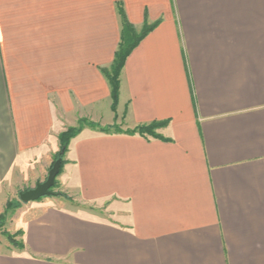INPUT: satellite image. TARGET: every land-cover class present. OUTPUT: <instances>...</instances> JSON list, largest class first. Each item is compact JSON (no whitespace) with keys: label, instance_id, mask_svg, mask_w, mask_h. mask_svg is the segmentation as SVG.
<instances>
[{"label":"crops","instance_id":"1","mask_svg":"<svg viewBox=\"0 0 264 264\" xmlns=\"http://www.w3.org/2000/svg\"><path fill=\"white\" fill-rule=\"evenodd\" d=\"M118 7L156 26L116 115L160 139L85 127L58 177L70 200L35 207L0 264H264V0H0V214L66 128L114 123Z\"/></svg>","mask_w":264,"mask_h":264},{"label":"trees","instance_id":"2","mask_svg":"<svg viewBox=\"0 0 264 264\" xmlns=\"http://www.w3.org/2000/svg\"><path fill=\"white\" fill-rule=\"evenodd\" d=\"M118 15L120 20V39L117 49L114 53L113 61L108 69H101V73L107 84L110 88V98H111V109L115 112L117 102H118V95H119V83H120V74L125 64L126 59L131 54V52L138 46V44L153 30L156 24H147L144 23L140 30H136L126 19L124 11L121 7H118ZM157 126H163L162 123H152L147 125V128H155ZM92 129H98L101 133H110L109 128H102L97 125L87 126ZM145 126L138 127L137 130L132 132H126L128 135L138 134L139 136H151L152 138L160 139L159 136H154L150 131L144 128ZM84 127H78L76 129H69L63 132L58 137L59 142V152L57 154V158L61 159V167L59 170V174L61 173L62 166H63V156L66 153L67 147L69 142L75 138L83 129ZM114 133H121V132H114ZM55 160V161H56ZM55 187V183L54 186ZM18 248H21V244H16Z\"/></svg>","mask_w":264,"mask_h":264},{"label":"rangeland","instance_id":"3","mask_svg":"<svg viewBox=\"0 0 264 264\" xmlns=\"http://www.w3.org/2000/svg\"><path fill=\"white\" fill-rule=\"evenodd\" d=\"M110 68V67H109ZM117 107V106H116ZM115 121L114 123L107 127L109 128V131L111 132H132L134 130H137L138 127H129L125 121L124 116L119 117L116 115V109H115ZM91 125H96L95 123H91L90 121L86 119H80L77 121L76 125L74 127H69L64 130L69 129H76L78 127H87ZM140 127V126H139ZM144 128H147L146 126ZM162 126H157L155 128H147L146 130L150 131L152 135L154 136H159L158 132ZM149 137V135H147ZM151 137V136H150ZM56 156L49 168L51 169L53 163L55 162ZM58 177L55 180V187L51 189V192L53 193L52 197H47V198H42L36 202L42 203L40 204L41 206H35V204L28 203V204H23L20 202L18 198V194L21 192H25L31 189H34L36 184L43 183L46 177L39 179L36 184H32L30 186H23L20 189H17V191L11 195L5 205L4 211L0 214V252L2 250H8L10 248H18L16 244L19 243L20 241V236H21V229L19 228V223L22 222V220H25L28 216L37 213L38 209L35 210V207L38 208H45L46 205H51L52 203L58 202V201H65V200H70L67 195L64 194V192L61 190L58 182ZM35 203V202H34Z\"/></svg>","mask_w":264,"mask_h":264},{"label":"water","instance_id":"4","mask_svg":"<svg viewBox=\"0 0 264 264\" xmlns=\"http://www.w3.org/2000/svg\"><path fill=\"white\" fill-rule=\"evenodd\" d=\"M61 167V159L56 160L51 169L48 171L47 178L43 183H39L34 189L21 192L18 194V198L21 203L28 204L36 202L42 198L52 197L53 193L51 189L54 186L55 180L59 174Z\"/></svg>","mask_w":264,"mask_h":264}]
</instances>
